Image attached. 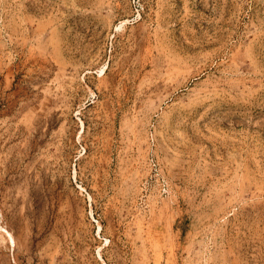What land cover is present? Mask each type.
<instances>
[{"label":"rangeland","instance_id":"374dc122","mask_svg":"<svg viewBox=\"0 0 264 264\" xmlns=\"http://www.w3.org/2000/svg\"><path fill=\"white\" fill-rule=\"evenodd\" d=\"M0 264H264V0H0Z\"/></svg>","mask_w":264,"mask_h":264}]
</instances>
